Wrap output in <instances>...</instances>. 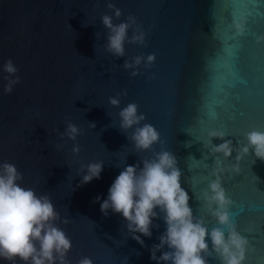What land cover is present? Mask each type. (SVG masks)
I'll return each instance as SVG.
<instances>
[{"label": "water", "instance_id": "water-1", "mask_svg": "<svg viewBox=\"0 0 264 264\" xmlns=\"http://www.w3.org/2000/svg\"><path fill=\"white\" fill-rule=\"evenodd\" d=\"M109 3L121 12L113 23L135 18L121 57L104 47L100 17L112 14ZM135 31L144 33L142 43L130 40ZM148 54L151 63L144 61ZM136 57L132 75L123 63ZM7 59L20 82L5 94L0 72V162L15 164L21 182L47 194L67 218L59 227L71 240L69 264L82 256L93 264H119L125 256L127 264H155L148 248L158 242L162 221L142 237V247L126 237L119 214L104 216L93 203L119 171L111 162L125 151V163L139 162L114 126L127 103L143 114L141 124L158 131L162 144L153 150L175 154L193 214L209 228L221 226L201 192L219 162L227 211L245 241L241 264H264V161L251 149L241 152L248 131H264V0H0V65ZM112 96L119 106L108 103ZM68 122L81 129L75 156L73 141L53 131L63 132ZM210 130L223 133L211 144L231 142L229 156L209 153ZM89 160L106 162L100 178L77 186L76 170ZM204 255L207 264H221L211 244Z\"/></svg>", "mask_w": 264, "mask_h": 264}, {"label": "clouds", "instance_id": "clouds-1", "mask_svg": "<svg viewBox=\"0 0 264 264\" xmlns=\"http://www.w3.org/2000/svg\"><path fill=\"white\" fill-rule=\"evenodd\" d=\"M107 7L112 9V14L100 17L101 24L107 29L104 47L113 56L121 57L128 29L135 23V18L129 16L113 23V17H120V9L111 3ZM130 40L142 43L144 33L135 31ZM153 59L152 54L144 57L145 63H151ZM140 62V57H136L131 64L125 61L123 67L133 68L131 74L135 75L134 65ZM0 72L4 73L3 92L10 94L20 82L18 68L11 59H7L0 65ZM108 103L119 106L120 100L112 96L108 98ZM117 116L118 122L114 126L125 134L131 144V152L139 157V162L125 163L128 151L111 162L119 171L104 198L101 199L99 194L93 198V203H99L100 213L104 216L109 212L119 214L126 237H131L142 247V237H151L152 229L157 227L155 221H162L164 228L157 236L158 242L148 248L149 260L155 261V264H207L204 254L209 244L212 251L218 253L221 264H241L245 241L235 230L227 211L230 199L217 175L218 170L222 171L219 162L211 172L215 178L210 179L201 192L208 212L221 226L209 228L202 218L193 214L188 191L181 186L182 173L175 154L163 147L153 150V145L162 144L160 135L151 124L140 123L144 116L138 113L136 104H125L119 108ZM89 124L95 127L94 123ZM53 131L60 141L65 138L73 141V156L79 153L80 145L76 139L81 129L76 124L68 122L63 132ZM222 135L217 130L208 131V150L209 153H222L227 157L233 151L230 141L211 144V138ZM245 138L246 144L241 147V152L247 154L251 149L256 158L264 161V131L250 130ZM55 147L59 149L63 144L58 143ZM105 163L103 160L80 163L76 170L79 176L77 186L99 179ZM238 170L233 167V171ZM21 181L22 174L15 164L0 162V261L8 264H15V261L21 264H69L66 257L72 246L71 240L59 227V224L68 223L67 218L60 217L47 194H37ZM76 264H93V261L88 256H82ZM119 264H127V257L120 258Z\"/></svg>", "mask_w": 264, "mask_h": 264}]
</instances>
